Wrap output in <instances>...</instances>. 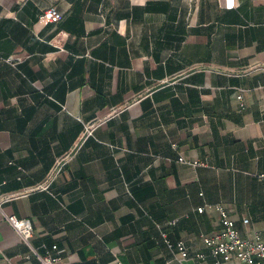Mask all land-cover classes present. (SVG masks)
Listing matches in <instances>:
<instances>
[{
	"label": "crops",
	"instance_id": "obj_1",
	"mask_svg": "<svg viewBox=\"0 0 264 264\" xmlns=\"http://www.w3.org/2000/svg\"><path fill=\"white\" fill-rule=\"evenodd\" d=\"M262 173L264 0H0V264H240Z\"/></svg>",
	"mask_w": 264,
	"mask_h": 264
},
{
	"label": "built area",
	"instance_id": "obj_2",
	"mask_svg": "<svg viewBox=\"0 0 264 264\" xmlns=\"http://www.w3.org/2000/svg\"><path fill=\"white\" fill-rule=\"evenodd\" d=\"M44 14L48 21L61 18V13L54 8L45 10ZM92 131V128L88 127L86 133L91 134ZM259 177L264 180V173L260 174ZM215 208L220 214L221 228L204 236V242L217 262L237 259L240 264H264V232L256 234L253 239L243 238L226 208L220 204L215 205ZM198 211L202 213L204 207H200ZM5 218L18 232L22 240L30 246L31 254L40 258L44 264L58 263L59 257L42 256L36 248L31 246L30 240L33 237L34 228L30 220L18 218L15 215H5ZM169 246L173 247L174 245L170 244ZM175 248L181 255L182 261L188 258L190 253L184 241L177 242ZM53 249L56 250L57 245H54ZM197 256L204 257L203 254H197Z\"/></svg>",
	"mask_w": 264,
	"mask_h": 264
}]
</instances>
